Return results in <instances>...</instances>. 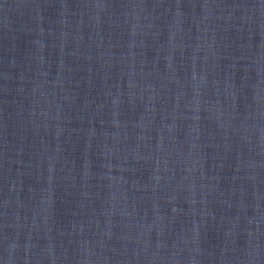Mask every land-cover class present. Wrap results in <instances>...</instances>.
<instances>
[{"label":"water","instance_id":"95a60500","mask_svg":"<svg viewBox=\"0 0 264 264\" xmlns=\"http://www.w3.org/2000/svg\"><path fill=\"white\" fill-rule=\"evenodd\" d=\"M0 84L69 264H264V0H0Z\"/></svg>","mask_w":264,"mask_h":264}]
</instances>
